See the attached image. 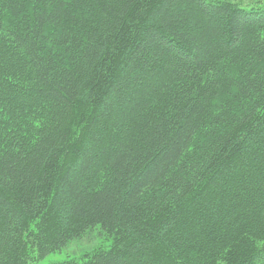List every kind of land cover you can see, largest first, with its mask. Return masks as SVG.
I'll return each instance as SVG.
<instances>
[{"label":"trees","instance_id":"16d2710c","mask_svg":"<svg viewBox=\"0 0 264 264\" xmlns=\"http://www.w3.org/2000/svg\"><path fill=\"white\" fill-rule=\"evenodd\" d=\"M93 233L60 264H264V10L0 0V264Z\"/></svg>","mask_w":264,"mask_h":264},{"label":"rangeland","instance_id":"374dc122","mask_svg":"<svg viewBox=\"0 0 264 264\" xmlns=\"http://www.w3.org/2000/svg\"><path fill=\"white\" fill-rule=\"evenodd\" d=\"M233 3L237 4L240 7L246 8V9H261L264 10V0H232ZM22 100V99H21ZM17 100V103H23L24 99L22 101ZM21 108H27L23 105H21ZM28 111V110H27ZM27 111H24V116L27 114ZM253 195V193H251ZM245 202V200H244ZM249 202V201H247ZM256 204V203H255ZM252 204V205H255ZM244 206H246L244 204ZM257 209V208H256ZM252 210V209H251ZM249 210V213H251ZM257 213L256 216H260V212L257 211L255 212ZM254 214V213H251ZM93 239L88 241L87 238H84L82 241L76 242V243H72L70 244L68 247H66V249L62 250V252L60 253H55V254H50L46 257H44L41 260L38 259H34L31 260L30 259V263L31 264H60L63 261H67V260H80L81 259V255L84 252H87L89 250H91L92 248L96 247L97 245H99L100 240L95 238V233H93L92 235ZM257 244L259 246L264 245V241L262 240H257L256 241ZM264 262V260H263ZM257 264H261V261L259 260Z\"/></svg>","mask_w":264,"mask_h":264}]
</instances>
